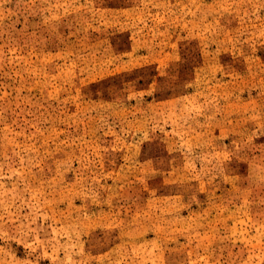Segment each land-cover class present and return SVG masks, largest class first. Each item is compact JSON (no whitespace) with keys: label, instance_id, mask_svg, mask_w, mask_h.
Returning a JSON list of instances; mask_svg holds the SVG:
<instances>
[{"label":"rangeland","instance_id":"374dc122","mask_svg":"<svg viewBox=\"0 0 264 264\" xmlns=\"http://www.w3.org/2000/svg\"><path fill=\"white\" fill-rule=\"evenodd\" d=\"M0 264H264V0H0Z\"/></svg>","mask_w":264,"mask_h":264}]
</instances>
